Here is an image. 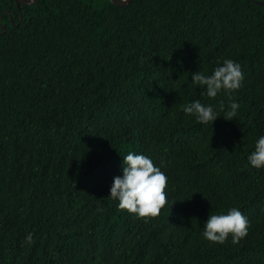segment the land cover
Instances as JSON below:
<instances>
[{"label":"trees","instance_id":"trees-1","mask_svg":"<svg viewBox=\"0 0 264 264\" xmlns=\"http://www.w3.org/2000/svg\"><path fill=\"white\" fill-rule=\"evenodd\" d=\"M0 21V264H264V168L247 164L264 135V7L0 0ZM224 59L241 87L209 98L191 74ZM195 100L220 117L186 115ZM129 152L167 176L147 223L108 198ZM232 207L247 236L206 241L209 214Z\"/></svg>","mask_w":264,"mask_h":264},{"label":"clouds","instance_id":"clouds-1","mask_svg":"<svg viewBox=\"0 0 264 264\" xmlns=\"http://www.w3.org/2000/svg\"><path fill=\"white\" fill-rule=\"evenodd\" d=\"M243 79L240 65L231 59H224L222 66L216 67L211 75H204L200 71L191 74V83L204 86L205 95L212 99L220 92L231 99V94L241 87ZM238 108V103H230L223 119L233 120ZM183 111L186 115L194 116L202 125H212L220 117L213 106L204 105L199 100L185 105ZM219 111H225L223 101L219 104ZM247 164L254 169L264 168V135L255 142L254 150L247 157ZM166 185L167 176L148 156L129 152L123 156L122 177H114L108 198L118 201L119 210L147 223L167 205ZM249 227L248 218L232 207L226 215L209 214L203 225L202 237L214 244H224L231 238V242L237 244L247 236ZM25 243H34L32 233L27 234Z\"/></svg>","mask_w":264,"mask_h":264},{"label":"water","instance_id":"water-1","mask_svg":"<svg viewBox=\"0 0 264 264\" xmlns=\"http://www.w3.org/2000/svg\"><path fill=\"white\" fill-rule=\"evenodd\" d=\"M38 0H16V4L21 11V5L33 6ZM113 4L120 7L128 6L132 0H110ZM254 4L264 7V2H258L257 0H251ZM23 21V15H21V22ZM1 22V21H0ZM7 32V30H5Z\"/></svg>","mask_w":264,"mask_h":264}]
</instances>
